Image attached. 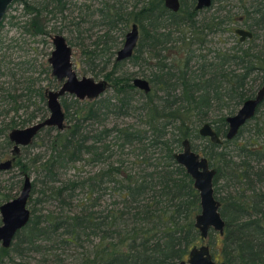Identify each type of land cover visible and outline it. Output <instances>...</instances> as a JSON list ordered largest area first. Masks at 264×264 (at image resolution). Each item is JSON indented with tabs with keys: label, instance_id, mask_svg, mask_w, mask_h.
Here are the masks:
<instances>
[{
	"label": "trees",
	"instance_id": "1",
	"mask_svg": "<svg viewBox=\"0 0 264 264\" xmlns=\"http://www.w3.org/2000/svg\"><path fill=\"white\" fill-rule=\"evenodd\" d=\"M19 1L27 14H33L30 26L36 34L44 32V25L40 23L42 16L47 21L51 18L57 19L61 22V28L58 31L64 30V26H66L64 20L72 0ZM237 1L242 4L240 13L246 15L247 18L248 14L254 16L261 10L260 8L254 9L256 0ZM99 3L100 6L94 9L91 15L95 13L98 15L105 31L97 36L92 46L83 50L84 56H87L91 61L103 59L105 63L111 62L113 67H116L118 62L112 58L119 40L113 35L114 31L121 30L120 36L123 37L126 28L136 22L139 26V39L134 55L128 60L146 63L147 58L144 53L152 57L150 51L157 46L159 40L157 29L166 27L162 25L161 20L168 15L171 24L175 27L172 33L177 34L169 41L172 43L170 48H173V55L177 62L175 67L170 66V69L182 70L184 62L185 72L183 76L179 77L174 76L176 74L171 73L169 67L164 64L158 67L167 70L169 78L181 83L178 86L181 87L182 95L176 96V99L171 95L168 98L157 97L159 101L157 106L160 110L158 109L156 113H154L155 100H151L152 103L149 101V104L153 105L152 107H144L149 116L148 124L151 127L149 135L147 130L142 129H116L124 141V145L147 143L149 147H160V155L156 158V164L145 162L147 168L151 166L154 168L153 172L144 171L143 175L132 173V169H130L131 172L128 174L122 166L110 163L107 171L95 175L93 178L95 182L89 183L88 198L90 199L94 191L98 190L100 195L93 202L96 205L98 199L109 187L108 185L102 189L101 185L108 182L112 184L113 194H119V199L114 201L112 209L105 217L101 213L96 215L93 211V213H88V216L72 215L68 217L65 220L67 228L69 225L74 226L71 231L66 230V233L69 232L71 235L66 241L73 243L72 240L80 236L79 231L82 234L88 231L89 234L96 237V242L93 238L89 243L92 250L88 253L85 252V258L80 264H170L184 258L188 249L201 241L199 232L194 226V217L199 212L198 193L193 188L190 176L174 159L173 147L180 145L182 137L191 135L190 125L194 121V117H203L206 110L210 108L211 101L221 100L218 88L223 85L213 87L214 82L227 83L228 88L225 89L223 99H226L228 103L232 101V107L238 106L253 94L256 87L264 84V62L256 66V61L251 59L252 53L249 50L244 51L243 54L234 50L223 52L217 50V54L212 58L220 61L218 63L210 61L209 68L217 66H221V68L207 81H203L204 85L193 89L196 79L187 74L188 62L191 57L188 56L185 61L184 56L180 57V54H185L189 46L196 43V38L202 33L197 19L198 14L193 10V0L189 3L181 0V7L177 13L168 10L164 6L163 0H99ZM211 17V23L204 25L207 34L222 30L228 31V26L220 27L222 24L224 26L223 19L215 15ZM84 20L83 18L81 21L71 20L66 27L69 25L79 27ZM228 20L233 22L231 17ZM211 52L208 49V54ZM208 54L202 53L197 58L205 62ZM256 57L262 60L260 56L256 55ZM230 60L240 62L242 73L223 69V63ZM204 64L201 67L205 68ZM3 66L0 63V69ZM221 69H223L222 72ZM255 70L261 76L246 82ZM8 72L10 71L8 70ZM111 72L113 69L104 77L108 78ZM0 75H5V73L2 71ZM115 80V84L118 86L117 97L120 99V105L124 106L126 99L123 94L133 90V86L127 77ZM23 82L26 83L25 91L22 90L17 94L11 88L0 87L2 98L9 105L5 111H0V115L7 117L11 111L13 114L15 113L7 121L0 123V138L4 137L2 141L6 145L9 144L5 136L8 130L19 124L25 125L39 116L44 119L48 112L42 87H36L34 78L25 77ZM231 82H236V86L233 87ZM252 82L253 84H251ZM147 96L150 98L151 94L148 93ZM74 103V110L78 114L75 115V118L70 116L69 104L64 103L63 100L64 108L68 113L66 117L70 116L69 121L72 119L74 122L70 128L68 127L67 130L59 132L50 139L52 152H56V154H53L49 160L41 162V169L50 166V172H54V167H63L67 163L83 160L84 154L91 156L90 159L97 163L103 158V153H109L108 144L104 140L111 130L104 127L94 135H84L80 131V122L83 118L80 116L81 109L86 112V117L91 118L96 117L98 109L105 105L100 104L99 107L97 100H94L93 103L83 102V106L77 99H74ZM31 106L33 109L30 113H27L26 117L20 118L19 110L25 108L27 111ZM96 106L98 109L95 108ZM227 106V108L231 107ZM183 113L186 114L183 115ZM228 114L221 115L222 117L214 122L215 125L213 124L214 130L221 137H224L226 133L225 118ZM251 120H253L251 128L246 129V124ZM251 120L240 128L232 140H222L220 143L214 144L208 138L202 137L206 141L203 151L209 159V163L216 168L214 191L221 202L220 213L225 221L222 235L213 231L209 232L208 235L211 236L209 246L213 256L227 264H264V101L259 105ZM166 128L173 130L166 132ZM51 129L53 128L45 127L41 131L48 132ZM246 130H248V135L244 136ZM196 133L195 130L194 138L198 137ZM168 135H170L169 139H164V136ZM240 138L243 139L240 140ZM33 161L36 162L37 159ZM15 164L22 172L26 171L27 163H23L20 157L16 159ZM54 175L51 176L52 181L56 180L53 178ZM76 186L62 184L60 187L51 189L54 190L56 196H60L67 191H73ZM6 197L8 199L9 195ZM35 221L33 230L22 239L28 246L33 244L38 236L46 233L47 227H50L41 228L38 226L39 220ZM59 226L60 222L57 221L51 227L58 228ZM44 235L46 236V234ZM8 248H2L0 251V264H2L3 257L9 256Z\"/></svg>",
	"mask_w": 264,
	"mask_h": 264
},
{
	"label": "rangeland",
	"instance_id": "2",
	"mask_svg": "<svg viewBox=\"0 0 264 264\" xmlns=\"http://www.w3.org/2000/svg\"><path fill=\"white\" fill-rule=\"evenodd\" d=\"M184 1L185 3H189L191 0ZM241 5V2L237 0L214 1L208 11L204 10L198 13L197 19L202 28V33L196 38V43L188 47L184 55L183 53L180 54V57L184 56V61L188 56L191 57L188 62L189 69L187 74L196 79V81L194 80L196 85L193 89H197L201 85H204L203 81H207L211 75H215L221 68V66L209 68L210 61H215V63L220 61L219 59L212 58V56L217 54V50L222 52L234 50L241 54L249 50V52L252 53L251 59L254 62L256 61V66L264 62V0L255 1L254 9L260 8V12H258V14L253 13L255 14L254 16L250 15V18L248 17L244 21L245 26L251 29V40H245L239 43L234 36H231L224 30L214 33L210 32L209 34L206 33L207 31L204 25L206 23H211L210 20L212 15L219 16L220 19H223L224 26L222 24L220 27H226L229 21L228 18L231 17L234 19L241 14ZM99 6V0H72L67 10L64 23L67 26V24H69L68 22L71 20L81 21V18L85 19L79 27L73 25H69V27L64 26V30L59 32L58 30L61 28V22L52 18L47 21L46 18L42 16L40 18V23L44 25V32L36 34L30 26V19L33 17V14H27L21 1L14 0L7 9L0 24V63L4 65L0 69V73L2 71L5 73V75H0V87L11 88L15 94L22 90L25 91L24 86L26 83L23 82V79L26 77L30 79L34 78L36 80V87H42L43 91L44 89H58L59 81L51 74V67L48 63V58L53 49L51 36L57 33L62 34L72 47L73 68L79 77L88 76L95 80L104 79L107 82L106 90L97 98L80 100L73 95L67 94L60 99V103L65 112V128L63 130L53 128L48 132L43 130L38 133L30 145L20 150L18 158L20 157L23 163H27L25 172H22L15 163L9 170H0V204L5 202L7 199V197L5 198L6 195H9L6 201L17 197L21 189L24 173L29 176L32 183L31 195L28 200L30 219L13 238L8 248L9 256L2 258V264H80L83 262L85 252L88 253L92 250V246L89 244L90 241L94 238L93 240L96 242L97 239H95L96 237L93 236V234H89L88 231L82 234L78 230L80 236L72 240L73 243L67 242L66 239H69L71 235L69 232L66 233V230L69 229V231H71L74 225H69L67 228L65 220L72 215L88 216V213L93 212L96 215L101 213V215L105 217L112 209L114 201L119 199V194H113L112 192V184L106 182L101 185V188H106L108 185L109 187L105 192L103 191L102 197L98 199L95 205L93 202H95L96 198L100 195L99 191L95 190L92 197L90 199L88 198L89 183L95 182V179H93L94 176L107 171L110 163H116L115 165L122 166L128 174L131 172L130 169H132V173L139 174H143L144 171L153 172L154 168L152 166L147 168L145 162L156 164V158L160 155V147H149L147 143L124 145V141L116 129H142L147 130L149 135V129L151 127L148 124L149 116L146 114L144 107H152L153 105H150L149 101L155 100L154 113H156L159 109L157 106V103L159 104L157 97L168 98L171 95L172 98L176 99V96L182 95L181 87L178 86L181 85V83L175 81V79L169 78L167 74L168 71L158 67L164 64L170 69V66L175 67V64H177L175 61L176 58L174 57L175 55L170 54H174V52L172 51L173 48H170L172 43H169L170 38L173 39V37L177 36L176 33H172L175 27L171 24L168 15L165 16V19L161 20L162 25L166 27L157 29V33L159 34L158 44L150 51L152 57L146 55V58H148L145 60L146 63L140 61V64L135 61L125 60L119 61L116 67H113L111 62L105 63L103 59H95L93 63L91 59L84 56L83 50L92 46L97 36L105 31V27L102 25L103 23L99 21L98 15L96 13L91 15V12ZM128 29L129 26L124 31V35ZM120 33L121 30H118L114 31L113 34L115 37H118L119 40L114 50L115 52L122 46L124 41V36L121 37ZM208 49L212 51L210 54H208ZM202 53L208 54L205 62L197 58V56H200ZM256 55L260 56L262 60H259ZM203 63H205V68L201 67ZM223 64V69L226 71L238 73H242L243 71L241 69L242 67L240 68V62L238 60L225 61ZM112 69L113 72L110 73L108 78L104 77V75ZM223 69L220 71L222 72ZM8 70L10 72H8ZM170 72L176 74L174 76H183L185 72V63L183 62L182 64V70L171 68ZM258 76L261 75L255 70L246 82ZM123 77H127L130 83L135 77L145 78L150 81L149 85L151 86V90L149 92H142L138 88L133 87V90L123 94L126 100H124V106H121L120 99L117 97L118 86L115 84V79ZM232 81H234V79H232ZM251 84H253V82ZM221 85L224 87V89L223 87L218 88L221 100L211 101L210 108L206 110L203 117H194V121L190 125L191 135L189 137H182L180 145L178 146L175 145L173 147L170 143L171 147H173V154L181 151L182 141L188 139L192 150L200 156L207 158L203 151L206 141H204L202 136L198 133L200 126L208 122L214 127V122L218 121V119L222 117L221 115L228 113H230L228 115H232L236 113L241 106L240 104L232 107V101L228 103L226 99H223L225 97L223 95L225 89L228 88L227 83L219 81L212 84L213 87ZM231 85L233 87L236 86V82H231ZM259 87H256L254 92H256ZM148 93L151 94L150 98L147 96ZM194 94L196 93L194 92ZM74 99L79 100L81 106H83V102L93 103L94 100H97L99 107L105 105L99 109L98 106H96L95 108L98 109L97 116L91 118L89 116L86 117V112L81 109L80 116L83 118L80 122V131L84 135H94L100 132L104 127L111 130L110 134L104 140V142L108 144L109 153H103V158L97 163L90 159L91 156L84 154L82 156L83 160L75 163H67L63 167H54V172H50V166L41 169L40 163L49 160L53 154H56V152H52V141H50V139L59 132H63L65 129L67 130L68 127L70 128L74 120L71 119V121H69V117L75 118V115H78L74 110ZM63 100L64 103L69 104V117H66L68 113L64 108ZM226 103L231 107L227 108L228 106ZM8 106L9 105L6 104L0 92V111H5ZM224 106L225 108H222ZM32 109L33 106L29 107L27 111L25 108L19 110L18 114L20 118L26 117L27 113H30ZM230 109L231 112H229ZM184 114L186 113H183V115ZM11 115H15V113L13 114L11 111L7 117L0 115V123L2 121H7ZM47 115L48 112L46 113V116ZM41 118L42 117L39 116L25 125L19 124L15 127L27 126L41 120ZM252 123L253 120L249 121L246 124V129L251 128ZM168 130L171 131L173 129L166 128V132H168ZM195 130L197 132V138H194ZM247 135L248 130L244 133V136ZM169 137L170 135L164 136V139H169ZM242 139L243 138H240V140ZM222 140L225 139L222 138ZM11 148V145H6V143L0 139V161H4L6 158L11 157ZM34 159H37V161H33ZM52 175H54L53 178L56 179L55 181L51 180ZM83 181L86 183H82ZM62 184L68 186L73 184L77 186L71 192L67 191L60 196H56L53 192L54 190L51 188L60 187ZM35 220H39L40 223L38 226L41 228L46 226L50 227H47L46 233H44L46 236L44 234L38 236L33 244L28 246L22 239L33 230V224L36 222ZM57 221L60 222V226L58 228H52L51 226L55 225ZM210 238L211 236L208 235L204 241H199V244H209ZM2 248L4 247H0V251ZM186 257L187 255L182 259ZM213 257L216 259L215 256ZM218 259L216 260L222 261Z\"/></svg>",
	"mask_w": 264,
	"mask_h": 264
},
{
	"label": "water",
	"instance_id": "3",
	"mask_svg": "<svg viewBox=\"0 0 264 264\" xmlns=\"http://www.w3.org/2000/svg\"><path fill=\"white\" fill-rule=\"evenodd\" d=\"M14 0H0V24L5 13ZM211 0H197L196 7L202 8L208 6ZM164 6L176 12L180 8L179 0H163ZM241 37L251 36V32L237 29ZM241 38V39H242ZM139 39V26L136 22L130 24L129 29L124 35L122 46L117 49L115 59L122 61L132 56ZM53 49L48 58L51 67V74L59 81L61 85L58 89H49L45 91L46 106L48 115L39 121L31 123L24 127H16L8 132V139L14 144V150L19 146L30 144L36 135L45 127H53L58 130L65 128V112L60 103V97L69 94L75 98L94 99L99 97L107 88V82L104 79L95 80L92 77H79L73 68L72 47L68 44L62 34L51 36ZM136 88L148 92L150 90L149 82L141 77H135L132 80ZM264 100V84L258 89L254 97L246 99L236 113L228 115L226 122L228 124L226 139H232L254 114L257 106ZM198 133L202 137H207L212 143L218 144L221 138L208 122L203 123ZM182 149L174 153V159L182 165L186 173L192 179L193 188L198 193L199 212L194 217V226L199 232V237L204 241L209 231L213 230L220 235L223 234L225 221L220 213V201L215 196L214 177L216 168L212 167L208 159L200 156L190 145L188 139L181 143ZM12 160L0 162V169H9ZM32 183L27 174H24L21 189L17 197L0 204V245L4 248L10 247L16 233L22 229L30 219L28 200L31 195ZM171 264H226L224 261H217L211 254L208 244L200 243L190 247L185 259H180Z\"/></svg>",
	"mask_w": 264,
	"mask_h": 264
},
{
	"label": "flooded vegetation",
	"instance_id": "4",
	"mask_svg": "<svg viewBox=\"0 0 264 264\" xmlns=\"http://www.w3.org/2000/svg\"><path fill=\"white\" fill-rule=\"evenodd\" d=\"M179 1H180V7H181V0H179ZM214 1H215V2H216V1H217V2H220V1H222V0H211V1H210V4H209L208 6H204V7H202V8H197V7H196L197 0H193V10H195V11L197 12V14H198L200 11H204V10L208 11L209 8L212 6V4H213ZM179 9H180V8H179ZM218 9H219V8H218ZM218 9H217V10H218ZM168 10H169V9H168ZM170 11H171V10H170ZM178 11H179V10H178ZM178 11H176V12L171 11V12H173V13H177ZM248 15L250 16L251 14H248ZM197 16H198V15H197ZM246 19H247V16H246V15L240 14V15H238L236 18L233 19V22H232V21H229L228 24H227V26L229 27V29H228L227 32H228L231 36H234V37L237 39V42H239V43H242V42L245 41V40H251V39H252V34H251V36H247V35H246V36H244V37L242 38V37H241V34H239V33L236 32L237 29H243V30H246V31L251 32V29H248V28L245 26V24H244V21H245ZM224 31H225V30H224ZM241 38H242V39H241ZM136 47H137V46H136ZM135 49H136V48H135ZM135 49H134V51H133L132 56L134 55ZM144 54H145V53H144ZM170 54L173 55V53H170ZM132 56H131L130 58H128V59H131ZM144 56L146 57V54H145ZM168 56H169V55H168ZM115 57H116V52H115V55H114L113 58H114L115 61H117V60L115 59ZM128 59H125V60H128ZM147 59H148V58H147ZM147 59H146V60H147ZM149 59H150V58H149ZM125 60H122V61H125ZM117 62H119V61H117ZM144 79H145V78H144ZM146 80H147V79H146ZM58 81H59V80H58ZM147 81H148V80H147ZM148 82H150V81H148ZM131 84H132L133 87H135V86L133 85L132 81H131ZM150 84H151V83H150ZM60 85H61V81H59V86H60ZM262 85H263V84H262ZM262 85H261V86H262ZM59 86H58V88H59ZM261 86H260V87H261ZM260 87H259V88H260ZM135 88H136V87H135ZM259 88H258V89H259ZM138 89H139V88H138ZM258 89H257V91H258ZM46 90H48V89H44V96H45V91H46ZM139 90H141V89H139ZM150 90H151V86H150ZM150 90H149V91H150ZM141 91L143 92L144 90H141ZM149 91H148V92H149ZM257 91H256V92H253V94H252L250 97H248V98L254 97L255 94L257 93ZM65 95H67V94H65ZM65 95H63V96H65ZM68 95H69V94H68ZM63 96H61L60 99H61ZM45 98H46V97H45ZM248 98H247V99H248ZM245 100H246V99H245ZM245 100H244V101H245ZM244 101H243V102H244ZM263 101H264V100H263ZM263 101H262V102H263ZM243 102H242V103H243ZM262 102H261V103H262ZM242 103H241V105H242ZM261 103H260V104H261ZM260 104H259V105H260ZM259 105L257 106V108L259 107ZM46 107H47V106H46ZM257 108H256V110H257ZM255 113H256V111H255ZM254 115H255V114H254ZM254 115H253V116H254ZM253 116H252V117H253ZM252 117H251L249 120H251ZM249 120H248V121H249ZM225 121H226V118H225ZM248 121H247V122H248ZM247 122H246V123H247ZM226 123H227V122H226ZM246 123H245V124H246ZM245 124H244V125H245ZM244 125H243V126H244ZM227 127H228V124H227ZM241 127H242V126H241ZM241 127H240V128H241ZM14 128H16V127H14ZM52 128H53V127H52ZM12 129H13V128H12ZM10 130H11V129H10ZM10 130H8L7 133L5 134V136H6L7 139H8V136H7V135H8V132H9ZM239 130H240V129H239ZM226 132H227V129H226ZM238 132H239V131H238ZM237 134H238V133H237ZM237 134H236V135H237ZM225 135H226V133H225ZM236 135H235L234 137H236ZM234 137H233V138H234ZM3 138H4V137H3ZM3 138H0V139H3ZM206 138H207V137H206ZM220 138H221V141H222V138L225 139V140H232V139H233V138H232V139H226L225 136H224V137H221V136H220ZM8 141H9V144H8V145H11V146H12V148H11V150H10L11 157H10V158H6L4 161H6V160H8V159H11V160H12V165H11V167L9 168V169H11V168L13 167V164L15 163L16 159L18 158V156H19V154H20V150H21L22 148L27 147V146L30 145L32 142H31L30 144L26 145V146H21V145H20L18 150H14V144H13L9 139H8ZM0 162H2V161H0ZM9 169H6V170H9ZM0 170H1V171H5V170H3V169H0ZM24 174H25V173H24ZM23 177H24V175H23ZM220 205H221V204H220ZM0 218H1V217H0ZM0 224H1V222H0ZM211 231H213V230H211ZM209 232H210V231H209ZM213 232H214V231H213ZM208 234H209V233H208ZM208 245H209V244H208ZM0 247H2V246L0 245ZM209 247H210V246H209ZM7 248H8V247H7ZM210 251H211V250H210ZM225 263H226V262H225ZM226 264H227V263H226Z\"/></svg>",
	"mask_w": 264,
	"mask_h": 264
}]
</instances>
